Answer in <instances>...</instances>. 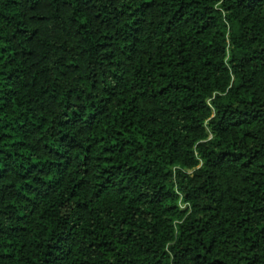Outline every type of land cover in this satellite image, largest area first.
Segmentation results:
<instances>
[{
	"label": "trees",
	"instance_id": "16d2710c",
	"mask_svg": "<svg viewBox=\"0 0 264 264\" xmlns=\"http://www.w3.org/2000/svg\"><path fill=\"white\" fill-rule=\"evenodd\" d=\"M0 264H264V0H0Z\"/></svg>",
	"mask_w": 264,
	"mask_h": 264
}]
</instances>
